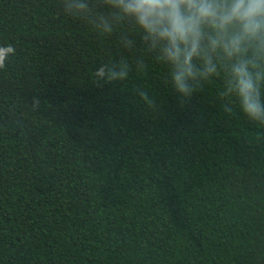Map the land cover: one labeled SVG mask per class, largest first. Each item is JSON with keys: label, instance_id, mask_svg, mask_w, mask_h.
<instances>
[{"label": "trees", "instance_id": "16d2710c", "mask_svg": "<svg viewBox=\"0 0 264 264\" xmlns=\"http://www.w3.org/2000/svg\"><path fill=\"white\" fill-rule=\"evenodd\" d=\"M8 44L0 264H264V126L224 111L220 79L182 100L138 28L100 35L61 0H0Z\"/></svg>", "mask_w": 264, "mask_h": 264}, {"label": "clouds", "instance_id": "9594fccd", "mask_svg": "<svg viewBox=\"0 0 264 264\" xmlns=\"http://www.w3.org/2000/svg\"><path fill=\"white\" fill-rule=\"evenodd\" d=\"M61 7L100 35L122 24L138 28L146 50L169 69L171 91L182 100L220 79L224 111L238 105L249 121L264 126V0H61ZM121 42L132 46L127 35ZM15 53L11 44L0 46V69ZM145 67L136 61L137 70ZM130 70L127 62L102 65L94 82L121 83ZM138 97L146 108L156 106L146 91L138 90ZM39 105L33 98L32 107Z\"/></svg>", "mask_w": 264, "mask_h": 264}]
</instances>
